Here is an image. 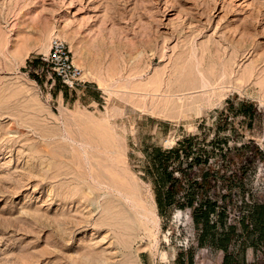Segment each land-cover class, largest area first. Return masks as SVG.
<instances>
[{
    "label": "rangeland",
    "instance_id": "obj_1",
    "mask_svg": "<svg viewBox=\"0 0 264 264\" xmlns=\"http://www.w3.org/2000/svg\"><path fill=\"white\" fill-rule=\"evenodd\" d=\"M263 153L264 0H0V264H264Z\"/></svg>",
    "mask_w": 264,
    "mask_h": 264
},
{
    "label": "built area",
    "instance_id": "obj_2",
    "mask_svg": "<svg viewBox=\"0 0 264 264\" xmlns=\"http://www.w3.org/2000/svg\"><path fill=\"white\" fill-rule=\"evenodd\" d=\"M46 63L50 73L63 87L75 89L83 84V71L73 62L72 53L66 42L53 37L50 41Z\"/></svg>",
    "mask_w": 264,
    "mask_h": 264
},
{
    "label": "trees",
    "instance_id": "obj_3",
    "mask_svg": "<svg viewBox=\"0 0 264 264\" xmlns=\"http://www.w3.org/2000/svg\"><path fill=\"white\" fill-rule=\"evenodd\" d=\"M247 105H248L249 109L252 108L251 104H247ZM174 152L177 153V149H174ZM259 160L264 163V153L259 154ZM164 174H165V172H164ZM167 179L171 183L170 187L164 193L163 199H161L160 196L157 194L156 200H155L156 205H157L160 213H163L165 211V209H167L168 207L171 206L172 196L174 194V186L179 182L177 179H175V177H173L172 174H167ZM195 184L196 183H194V185ZM204 184L206 185L207 182H205ZM191 188H193V185H191ZM187 198H188V201H187L186 205L190 207V206H192L193 195H188ZM204 204H205L204 207H207L208 209L206 212L202 213V216L207 218V216L209 215L210 212H214L215 205H210V203H208V202H205ZM201 208H202V206H200V208L198 210H201ZM192 219L196 224L199 223L198 216L195 214V212H193V214H192Z\"/></svg>",
    "mask_w": 264,
    "mask_h": 264
},
{
    "label": "crops",
    "instance_id": "obj_4",
    "mask_svg": "<svg viewBox=\"0 0 264 264\" xmlns=\"http://www.w3.org/2000/svg\"><path fill=\"white\" fill-rule=\"evenodd\" d=\"M81 86L82 88L80 90V94L82 96H85L87 94V100H89L91 104L97 105L98 102L101 101V99L103 98L100 94V89L91 87L89 85H81ZM188 264H192L191 259L188 260Z\"/></svg>",
    "mask_w": 264,
    "mask_h": 264
},
{
    "label": "bare ground",
    "instance_id": "obj_5",
    "mask_svg": "<svg viewBox=\"0 0 264 264\" xmlns=\"http://www.w3.org/2000/svg\"><path fill=\"white\" fill-rule=\"evenodd\" d=\"M58 38V37H57ZM75 60H76V58H75ZM74 62V61H73ZM82 77H83V75H82ZM83 80V79H82Z\"/></svg>",
    "mask_w": 264,
    "mask_h": 264
}]
</instances>
